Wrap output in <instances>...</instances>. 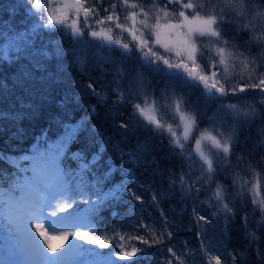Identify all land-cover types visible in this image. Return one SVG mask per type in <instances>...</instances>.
Wrapping results in <instances>:
<instances>
[{
    "label": "snow or ice",
    "instance_id": "1",
    "mask_svg": "<svg viewBox=\"0 0 264 264\" xmlns=\"http://www.w3.org/2000/svg\"><path fill=\"white\" fill-rule=\"evenodd\" d=\"M105 3L107 7H104ZM18 7L27 8L23 21L25 28L11 37L0 32L8 41L0 46V63H18L27 54L34 61V69L47 72L43 61L52 53L43 44L37 47L35 42L44 30L65 32L78 45L86 46L89 42L83 37L87 29V35L94 40L116 46L122 58L135 50L145 68L168 78L166 89L159 97L149 96L144 91L146 81L143 73L137 72L134 82L139 88L136 92L132 89L127 94L119 89L114 91L120 102L141 99V103H132L138 123L160 139L166 137L173 153L178 154L187 164L188 171L194 174L191 184L183 172L178 178L185 195L199 193L207 186L211 196L202 203L214 204L226 219L235 215L234 208L251 203L255 206L253 211H259L264 222V194L261 192L264 156L253 164L249 159L251 153L237 154L236 151L239 144L237 126L252 123L260 112L252 103L243 108L224 103L237 93L258 89V103L264 107V70L258 71L264 69V51L245 56L234 42L241 33H250V38L242 41L245 51H251L253 42L264 48V0H23ZM2 23L8 24L7 21ZM114 30L119 31L114 34ZM230 31L235 34L229 37ZM125 33L130 37L127 42L124 41ZM52 43L55 44L54 55L63 56L65 49L60 47L59 42ZM10 50L16 55L9 56ZM77 59L83 63L79 56ZM102 60L109 62L112 57L104 56ZM237 60L246 74L241 77L247 81L244 86L229 79L232 75L229 69L235 67ZM124 71L118 70V75H124ZM31 76L29 71L27 76L22 73L19 79L27 80ZM86 87L99 101L105 99L93 84L89 83ZM8 90V81L0 80V94ZM193 90L200 91L195 101L190 99ZM201 100L206 108L217 105L212 116L200 111L198 105ZM94 114L95 108L92 107L90 115ZM20 117L21 113L0 111V119ZM87 120L83 118L75 125L62 123V134L55 143L47 149L37 147L31 156L23 157L24 160H31L30 168H21L15 158L0 151V162L19 169V174L7 168L0 169V216L10 226L9 231L15 233L20 251L29 264H72L77 257L95 251L77 243L78 240L107 247L103 240L91 237L80 228L88 225L91 229L93 218L105 201L119 199L120 193L126 192L130 198L142 201V197L123 182L107 192L103 191L112 166L109 164L102 174L95 171L99 167V153L88 160L83 152H72L70 158L77 162L78 167L62 166V162L69 158L70 145L77 139L78 133L87 130ZM229 120L233 121L231 128ZM205 121L207 126L202 127ZM120 127L127 128L128 125L121 123ZM226 128H229L227 133L224 131ZM138 151H146V145H138ZM128 155L133 162L140 159L135 153ZM257 165L261 166V170H257ZM127 175L131 176L130 170ZM219 176L231 180V190L217 179ZM233 196L239 199L240 204L233 203ZM152 200L158 203L155 194ZM161 216L163 224L159 234L149 225L138 222L149 238L129 236L128 240L136 239L143 245L151 246L162 244L165 236L171 239L169 222L162 210ZM242 219L246 235L253 243L257 242L259 238L256 234L247 231V213ZM200 221L209 222L206 217L197 214V222ZM256 226L264 228V223H257ZM73 228L77 230H71ZM69 237L73 239L67 247L53 245V240L62 238L67 242ZM116 241L115 248L120 251H110L105 257V264H119V261L138 264L144 249L132 245L128 250L123 234H117ZM201 244L198 254L207 257L208 250L203 241ZM210 246L214 248V245ZM167 252L172 259L164 264H172L173 259L178 264H185L184 257L195 264L192 250L180 255L172 248H168ZM230 255L232 264H235L236 255ZM257 255L264 260L259 250ZM211 260L222 264L219 255L212 256Z\"/></svg>",
    "mask_w": 264,
    "mask_h": 264
},
{
    "label": "trees",
    "instance_id": "2",
    "mask_svg": "<svg viewBox=\"0 0 264 264\" xmlns=\"http://www.w3.org/2000/svg\"><path fill=\"white\" fill-rule=\"evenodd\" d=\"M22 3L23 0H0V32H5L11 37L16 32L24 30L23 21L26 19L27 8L18 7ZM107 6L105 3L104 7ZM118 11L122 12L119 8ZM3 21L8 22L7 26L2 23ZM30 26L29 24L28 27ZM118 31L114 30V34ZM85 32L83 39L89 42L86 46L78 45L75 39L65 32L58 30L41 32L39 38L35 40L36 46L43 44L49 53H52L43 61L47 72L34 69V61L27 54L21 57L18 63H0V80H7L9 84V90L0 94V111L21 113L18 119H0V151L15 158L21 168H30L31 160H24L23 157L31 156L37 147L47 149L55 143L62 134V123L75 125L83 118H88L87 130L78 133L77 139L70 145L69 158L62 162V166L71 169L78 167L77 162L70 158L72 152L81 151L88 160L99 153V167L95 171L102 174L107 171L109 164L112 166L110 176L104 181L103 191L107 192L123 182L142 197V201H136L124 192L119 194V199L105 201L97 216L93 218L92 228L82 231L88 232L95 239L103 240L108 246L101 248L78 240L77 243L95 251L85 253L76 259L80 258L91 264H105V257L110 251H120L115 248L116 236L123 234L128 250L132 245L144 249L138 264H164L165 261L172 259L171 254L167 252L168 248L176 251L177 255L192 250L195 264H215L211 257L216 255L220 256L222 264H232L230 254L236 255L235 264H264V260L257 255L259 250L260 255L264 256V228L256 226L257 223L264 222L261 221V213L253 211L255 206L251 203L242 204L234 208L235 215L226 219L217 211L214 204L202 203L211 196V190L207 186L199 193L185 195L178 178L183 172L186 174L185 179L191 184L195 178L194 174L188 171L185 161L173 153L166 137L160 139L138 123L132 103H141V99L120 102L114 91L119 89L127 94L128 90L132 89L136 92L139 85L134 82V78L137 72H141L146 81L144 91L149 96L159 97L161 91L166 89L168 78L145 68L135 50L128 57L122 58L116 46L94 40L87 35V29ZM234 34L230 31L228 36ZM249 38L250 33H241L234 41L239 51L244 52L245 56L264 51L256 42L250 46V52L245 51L242 41ZM128 40L130 37L125 33L124 41ZM7 42L5 36L0 35V46ZM52 42H59L60 47L65 49L63 56L54 55L55 44ZM15 55L14 51H9V56ZM78 56L83 63L79 62ZM104 56H110L112 60L104 62L102 60ZM58 68L61 70L58 71ZM121 69L125 70L124 75H118V70ZM29 71L32 72L30 79H19L22 73L27 76ZM229 71L232 73L229 77L232 82H239L241 86L246 85V79H241L246 74L239 60ZM89 83L105 97L102 102L88 90L86 85ZM258 92V89H248L245 93H237L224 100V103L237 104L242 108L252 103L260 112V116L254 118L252 123L237 126L236 129L239 140L237 154L251 153L249 159L253 164L264 156V107L258 103L259 97L256 95ZM199 96L200 91L193 90L190 99L195 101ZM92 107L95 108L94 115H90ZM198 107L200 111H206L208 116H212L217 105L213 104L206 108L201 100ZM157 116L159 118V113ZM121 123L127 124L128 127L121 128ZM232 124L233 121L229 120V128ZM201 126L206 127L207 121ZM93 128L96 129L95 132L92 131ZM229 128L224 131L227 133ZM138 145H146V151H138ZM129 153H135L140 159L133 162ZM2 168L19 174V169L14 165L0 162V169ZM129 170L131 176L127 175ZM257 170H261L260 165H257ZM89 179L92 177L89 176ZM217 179L231 190L230 179L223 176ZM261 192L264 194V183ZM153 194L156 195L158 203L153 202ZM233 203L240 204V201L233 196ZM161 210L169 222L168 231L172 233L171 239L165 236L162 244L151 246L143 245L136 239L128 240L129 236L149 238L146 230L138 226V222L149 225L159 234L163 224ZM245 213L248 216L247 231L254 232L259 238L255 243L246 235L242 219ZM197 214L206 217L209 222L198 223ZM202 241L208 250L207 257L198 254ZM210 245H214V248ZM184 260L185 264H193V260L188 257H184ZM119 264L126 262L119 261ZM172 264L178 262L173 259Z\"/></svg>",
    "mask_w": 264,
    "mask_h": 264
},
{
    "label": "rangeland",
    "instance_id": "3",
    "mask_svg": "<svg viewBox=\"0 0 264 264\" xmlns=\"http://www.w3.org/2000/svg\"><path fill=\"white\" fill-rule=\"evenodd\" d=\"M7 43H3L5 45ZM9 225H7V222L4 220L2 216H0V263L2 264H17L19 262H25L27 261L23 254L20 251V245L17 243L16 235L15 233H12L9 231ZM92 228V225H91ZM88 225H84L80 228V230H89ZM71 230H77L76 228H73ZM51 231V229L49 230ZM72 237H69L68 241L65 242L62 238L53 240V245L57 248H61V245L64 247H67L68 243L72 240ZM10 250L13 254L10 255ZM62 250V249H61ZM4 254L6 258H10V260H3L1 256ZM15 256V257H13ZM29 263V261H28ZM72 264H83L81 263V260H74Z\"/></svg>",
    "mask_w": 264,
    "mask_h": 264
},
{
    "label": "bare ground",
    "instance_id": "4",
    "mask_svg": "<svg viewBox=\"0 0 264 264\" xmlns=\"http://www.w3.org/2000/svg\"><path fill=\"white\" fill-rule=\"evenodd\" d=\"M17 264H29V263H28V261H25V262L24 261L23 262L21 261V262H19Z\"/></svg>",
    "mask_w": 264,
    "mask_h": 264
}]
</instances>
